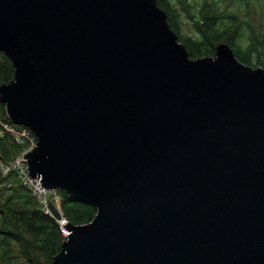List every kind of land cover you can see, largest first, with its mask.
<instances>
[{
  "label": "water",
  "instance_id": "95a60500",
  "mask_svg": "<svg viewBox=\"0 0 264 264\" xmlns=\"http://www.w3.org/2000/svg\"><path fill=\"white\" fill-rule=\"evenodd\" d=\"M215 51L156 0H0L29 172L97 210L52 264H264V69Z\"/></svg>",
  "mask_w": 264,
  "mask_h": 264
},
{
  "label": "trees",
  "instance_id": "16d2710c",
  "mask_svg": "<svg viewBox=\"0 0 264 264\" xmlns=\"http://www.w3.org/2000/svg\"><path fill=\"white\" fill-rule=\"evenodd\" d=\"M156 1L167 13L171 28L185 45L191 59L214 57L216 46L226 43L240 62L252 68L264 69V41H260L258 34L251 32V43L247 50L234 46V37L242 27L234 16L228 17L230 25L222 32L219 24L226 19L214 10L209 1L195 8L191 0H178L181 11L175 10L170 0ZM181 12L192 20L197 38L180 36ZM229 29L234 30L235 34L231 35ZM14 75L12 61L0 52V86L9 84ZM0 117L18 129H28L30 135L37 138L29 128L15 125L9 120L5 104L1 101ZM22 150V145L14 137H0V190L4 188L0 196V264H52L65 240L57 219L45 213L32 191L22 184L18 173L5 175L3 172V166L10 165ZM59 194L63 214L69 223L77 226L88 224L96 216L97 210L93 206L71 198L65 191H59Z\"/></svg>",
  "mask_w": 264,
  "mask_h": 264
},
{
  "label": "rangeland",
  "instance_id": "374dc122",
  "mask_svg": "<svg viewBox=\"0 0 264 264\" xmlns=\"http://www.w3.org/2000/svg\"><path fill=\"white\" fill-rule=\"evenodd\" d=\"M205 1H209L214 10L225 17L226 20L219 24L222 32L230 25L229 16H234L241 23V30L234 37V46L247 50L251 43V32L258 34L260 41H264V0H191L190 2L195 8H200ZM170 3L175 10L181 11L178 0H170ZM181 14L180 36L197 38L192 20L186 13L181 12ZM232 29L228 30L231 31V35L235 34ZM28 146L29 144H24L22 147L28 148ZM0 191L1 196L4 188Z\"/></svg>",
  "mask_w": 264,
  "mask_h": 264
},
{
  "label": "built area",
  "instance_id": "2783aa9c",
  "mask_svg": "<svg viewBox=\"0 0 264 264\" xmlns=\"http://www.w3.org/2000/svg\"><path fill=\"white\" fill-rule=\"evenodd\" d=\"M28 129H18L13 125L5 123L0 118V137L5 135L12 136L20 145L29 144L28 148L23 147L21 153L11 162L10 165L3 166V172L8 175L12 172L19 174L22 184L30 189L33 195L38 199L39 204L43 207L46 214L54 217L49 209L50 204H53L60 214V219L57 222L60 225V229L65 239L69 235L67 232V226L70 224L67 218L64 216L61 208V196L58 190H48L42 185L41 179L34 178L29 172V166L26 159V155L32 152L36 146L38 139L33 138L30 135Z\"/></svg>",
  "mask_w": 264,
  "mask_h": 264
},
{
  "label": "bare ground",
  "instance_id": "6f19581e",
  "mask_svg": "<svg viewBox=\"0 0 264 264\" xmlns=\"http://www.w3.org/2000/svg\"><path fill=\"white\" fill-rule=\"evenodd\" d=\"M1 118V117H0ZM1 120H2V118H1ZM14 124V123H13Z\"/></svg>",
  "mask_w": 264,
  "mask_h": 264
}]
</instances>
